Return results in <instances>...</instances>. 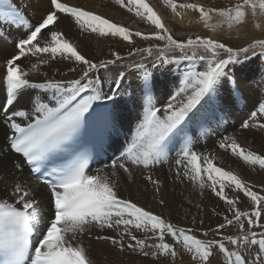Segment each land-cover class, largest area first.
<instances>
[{"label": "snow or ice", "instance_id": "6c2138e0", "mask_svg": "<svg viewBox=\"0 0 264 264\" xmlns=\"http://www.w3.org/2000/svg\"><path fill=\"white\" fill-rule=\"evenodd\" d=\"M115 3L152 25L151 31L133 32L101 14L70 6L62 0H47L46 12L33 25L11 0H0V26L25 29L24 34L13 41L15 54L5 61V102L0 104V124L6 129L4 145L0 147V185L7 197L0 199V264H94L88 249L78 239L92 228L116 230L117 236L96 235L94 238L110 241L120 251L127 247L143 256H151L157 262L163 258L167 264H176L178 255L183 252L192 264H212L214 252L218 251L223 260L217 258V264H264V231H256L264 229L261 223L264 194L253 190L233 171L216 166L215 156L195 152L191 133L194 124L202 128L203 116L198 114L206 104L219 110L222 89H228L230 103H239L243 98L236 86V66L244 65L253 57H264V39H252L244 46H230L200 35L180 40L174 38L147 0H115ZM164 3L177 15L180 14L178 8L198 12L205 27H209L208 21L213 15L223 18L231 29L246 22L248 9L253 16L257 9L264 13V0H241L227 8L178 4L176 0H164ZM62 16L70 18L81 33L119 37L129 44L133 36L164 44L156 46L155 55L152 46L133 48L129 55L141 53V61L120 65L125 70L113 76L109 66L122 59L120 54L112 52V59L87 58L57 29ZM255 27L261 26L256 24ZM175 51L179 52L178 56L169 55ZM40 54H49V59L53 60L59 56L71 61L75 67H69L68 72H76L79 67V76L30 81L29 73L17 61ZM185 60L203 63L199 68L184 72L179 85H174L175 91L167 92L166 99L157 105L158 78L147 65L150 63L152 69L162 73L169 70L165 65ZM48 62V59L39 60L41 65ZM36 68L37 64H33L32 69ZM128 69L134 70V85L124 83ZM101 70L104 75H100ZM105 84L107 91H104ZM122 88L126 90L124 93ZM129 88L131 91H127ZM28 89L45 95L34 96L27 110L14 109L20 94ZM122 94L128 95L137 109L134 135L123 150L117 149L119 155L111 159L110 165L93 170L89 163L93 154L103 148L120 126L117 105ZM254 108L241 127L264 130V122L258 119L264 118V99ZM176 144H182L175 159L177 178L182 175L201 189L207 183L215 196L228 206L231 218L224 214L223 222L215 229L180 226L119 194V170L130 180V165L149 168L160 162ZM219 147L230 150L248 165L264 169V155L245 149L234 136L224 137ZM25 170L48 192L46 213L36 198L37 187L24 177ZM146 179L159 193L161 181L151 176ZM226 188L249 198L251 211L237 207L239 197H229ZM159 204L163 206L165 200L160 199ZM192 222L195 224L196 219ZM233 225L238 226L236 234L221 233L222 229ZM135 232L142 233L143 238ZM210 233L213 238H208ZM125 236L130 240L127 245Z\"/></svg>", "mask_w": 264, "mask_h": 264}, {"label": "bare ground", "instance_id": "6f19581e", "mask_svg": "<svg viewBox=\"0 0 264 264\" xmlns=\"http://www.w3.org/2000/svg\"><path fill=\"white\" fill-rule=\"evenodd\" d=\"M11 1L13 5L17 6V8L26 15L27 21L33 25L41 19L48 6L47 0ZM62 2L70 6L82 7L85 10L94 11L112 20L114 23L128 27L133 32H150L153 27L149 23L136 17L134 13L127 11L126 8L117 5L115 0H62ZM147 2L163 18L164 23L171 30L176 39L186 40L189 36L194 39L197 31L203 28L211 32L212 37L222 42H227L230 46H244L252 39H264V13H261L259 9H257L255 16L252 15L251 9H248L246 22L239 26L234 25L229 29L227 27V22L223 21V18L218 15H213L211 20L208 21L209 27H205V22L200 20L199 13L196 11L178 8L177 12L180 14L177 15L170 7L165 5L164 0H147ZM176 2L178 4L197 3L204 5L206 8H227L235 6L240 3L241 0H176ZM256 24H260L261 27L256 28ZM0 27L3 28V30L0 31L3 32V35L0 36V104H3L5 99L3 79L6 73L4 59L9 58L11 55L15 54L16 51L14 42L13 44H9L5 41L9 39L14 41L16 37L24 34L25 29L23 26ZM56 27L58 30L63 31L65 37L70 39L72 43L77 46L78 51H81L87 58L93 60L112 59V52H118L122 59L118 61L116 65L109 66V72L113 76L119 71L125 70L120 68V65H128L133 62L141 61V53L129 55L133 48H145L149 46L156 48L157 45L163 47L164 44L163 41H156L154 39L143 40L141 37L135 36H133L132 44H129L119 37H100L97 34L81 33L74 22L66 16L61 17ZM169 55H172V52H170ZM178 55L179 53H177L176 56ZM40 59H48L49 62L41 65L39 64ZM17 63L23 70L29 73L27 78L32 82H43L48 79H73L77 78L80 73L79 67H77L76 72H68L69 67H75L71 61L62 60L59 56H57L55 60L49 59V54H40L37 57L29 55L22 57ZM202 63L203 62H189L186 60L178 63L173 62L170 65H165V68L169 70L162 73L152 69L149 63L147 65L149 70L154 71L158 78L159 87L156 93L157 105L166 99L165 94L167 92L175 91L174 85H179L180 78H182L184 72L193 67L199 68ZM33 64H37V68L34 70L32 69ZM236 68L237 75L235 76V80L236 86L242 91V101H244L242 106L251 111L254 109V105L262 100L261 93L263 92L262 87H264V80L260 79L259 83L258 77L254 76L258 68L254 71L250 69L251 67L248 69L243 68V70L240 66H236ZM57 69H59V71H57ZM54 71L58 73L55 77L52 76ZM127 71L128 75L125 77L124 83L125 85H134V70L128 69ZM104 74V70H101L100 75ZM158 75L161 77L159 78ZM262 76L260 78H262ZM255 78L257 79L256 85L252 83ZM107 90L108 85L105 84L104 91ZM125 91V89H121L122 93ZM127 91H131V89L129 88ZM36 95L43 97L45 93L35 89L23 91L17 103L13 105V108L27 110L31 106V99ZM118 101L117 108L120 113L121 121L118 129L113 132L110 142L111 148L114 149L116 153L119 152L117 149L122 150L125 148L131 136L134 135L137 124V109H135L132 99H130L128 95L122 94L118 97ZM223 103L227 104L225 105L227 108V122L222 113L219 112L221 111L220 106L218 110L216 107L206 104L204 108L201 109V113L198 115L203 116L202 128L194 124L191 129L193 150L197 153L215 156L216 159L214 163L216 166L233 171L246 182L254 184L252 186L253 190L264 194V169H260L259 166L248 165L240 158L234 156L230 150L221 149L219 147L220 141L224 137L234 136L237 142L245 149L264 155V138L261 137L263 133L258 134L260 139H253L251 137L253 134L252 130L245 131L237 124V121L243 119L244 116L237 112L235 104L230 103L229 98H226ZM259 119L261 122H264V118ZM5 132V127L3 124H0V147L4 145ZM181 147L182 144L173 145V150L168 151L165 156L161 158L160 162L153 163L149 168L130 165L132 171V178L130 180L127 174L119 170L117 177L119 194L122 198L130 199L140 206H144L146 209H151L157 214H162L166 219L180 226L204 230L215 229L219 223L223 222L224 214L229 215L231 218V213L227 211L228 206L224 201H221L219 197L215 196L207 183L205 187L201 189L197 183H193L182 175L179 179L177 178L178 166L175 164V159L178 157ZM106 164L110 165L109 162L98 163L93 170L103 168ZM182 168L183 166H181V169ZM9 171H11L10 165ZM17 175L19 176L20 173H17ZM147 176L161 181L159 193L155 192L154 186L146 179ZM24 177L27 181H30L34 187H37L38 194L36 198L40 201V208L46 213L49 208V200L45 186L39 184L32 176L29 177L27 170L24 172ZM226 192L229 197H239L237 207L242 211H251V201L249 198L245 197L242 192H237L229 188H226ZM6 198L3 186L0 185V199ZM160 199L165 200L163 206L159 204ZM221 207L224 209V212H222ZM193 218L196 219L195 224L192 222ZM201 220L203 224L199 223ZM261 223L264 224V214H262ZM37 227L38 229L42 227V223ZM256 231H264V229H256ZM237 232L238 226L236 225L221 230V233L225 235L236 234ZM134 234L143 238V234L140 232H135ZM199 234L200 233H198V235ZM96 235L117 236V231L114 229H104L101 231L98 228H92L89 233L78 238L88 249L89 256L94 264H167V261L163 258L157 262L154 261L151 256H143L127 247L123 251H120L118 247L113 246L110 241L95 239L94 237ZM208 238H213L212 233L209 234ZM215 238L219 239L220 237L216 236ZM128 243H130V240L125 236L124 244L127 245ZM149 243L151 244L152 241L150 240ZM217 258L223 260V257L218 251L214 252L212 264H217ZM176 264H192V261L187 254L181 252L176 259Z\"/></svg>", "mask_w": 264, "mask_h": 264}, {"label": "rangeland", "instance_id": "374dc122", "mask_svg": "<svg viewBox=\"0 0 264 264\" xmlns=\"http://www.w3.org/2000/svg\"><path fill=\"white\" fill-rule=\"evenodd\" d=\"M24 6V5H23ZM32 24V23H31ZM3 35V32H0V36H2ZM197 35H200V36H204V37H211V38H213V39H217V38H215V37H212V34H211V32H208L206 29H199L198 31H197V34H196V36ZM218 40V39H217ZM5 41V40H4ZM221 41V40H220ZM5 42H7V43H9V44H13V40H8V41H5ZM153 51H154V55H155V51H156V48H153ZM198 51H200V50H198ZM177 53H179L178 51H175V52H172V55H174V54H176L177 55ZM190 54V53H189ZM6 59L7 58H5L4 59V61H6ZM255 63H256V65H255ZM259 65V66H258ZM240 65H238V67H239ZM261 66V67H260ZM263 66V67H262ZM241 67V69L243 70V68H245V69H248V68H250V69H252L253 71L255 70V69H257L258 68V73L256 72L255 74H254V76L255 77H258V82L260 83V79H263L264 80V57H253L250 61H248V62H246L244 65H242V66H240ZM237 69V68H236ZM56 74H58V73H56V71H54L53 72V77H55L56 76ZM60 74H62V73H60ZM59 74V75H60ZM237 74H236V72H235V76H236ZM263 75V76H262ZM159 76V78L161 77L160 75H158ZM262 76V78H260ZM252 83H256L257 84V79L255 78L254 79V81L252 82ZM255 84V85H256ZM260 88V87H259ZM263 88V92L261 93V95H262V98L261 99H264V87H262ZM240 92L242 93V91L240 90ZM220 96H221V98H220ZM219 100H221L220 102H222V103H220V108H221V111H219V112H221L222 113V115H223V117L226 119L225 121L227 122V108L225 107V105H227L226 103H223L224 102V100L226 99V98H229V91H228V89H222L221 90V92H220V94H219ZM243 99V98H242ZM242 99L239 101V103H235V106H236V109H237V112L239 113V114H243V119H241L240 121H237V124H239L240 126L239 127H241V124H242V122L244 121V120H247V119H249V113H250V110L248 109H245V107H243L242 106V104L244 103V101H242ZM209 106H211V105H209ZM252 110H255V108L254 109H252ZM251 110V111H252ZM236 111V110H235ZM247 111H248V114H247ZM246 112V113H245ZM246 114H247V116H246ZM248 117V118H247ZM259 119V118H258ZM242 128V127H241ZM243 129V128H242ZM243 130H245V131H248V130H252L253 131V134L251 135V137L254 139V138H257V139H260V137H258V134H261V133H263L262 135H261V137L262 138H264V130H261V129H259L258 127H250L249 129H243ZM257 141V140H256ZM250 184V186H253L254 184H251V183H249ZM259 185V184H258ZM221 210H222V212H224V209L221 207Z\"/></svg>", "mask_w": 264, "mask_h": 264}]
</instances>
